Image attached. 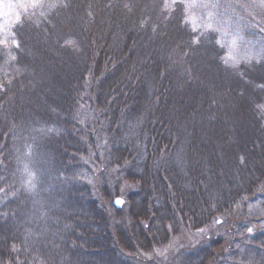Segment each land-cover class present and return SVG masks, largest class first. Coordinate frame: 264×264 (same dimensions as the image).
Instances as JSON below:
<instances>
[{
	"label": "trees",
	"instance_id": "obj_1",
	"mask_svg": "<svg viewBox=\"0 0 264 264\" xmlns=\"http://www.w3.org/2000/svg\"><path fill=\"white\" fill-rule=\"evenodd\" d=\"M70 1L12 28L18 47L0 41V264H138L217 218L231 240L208 238L178 264H264V231L239 222L264 205V58L225 63L238 1L209 0L229 15L195 31L184 5L142 0H89L92 23L68 26ZM253 1L230 24L242 40L264 33ZM120 7L118 29L96 25ZM81 107L100 122L84 124ZM101 159L138 186L126 216L111 209L119 190L93 184Z\"/></svg>",
	"mask_w": 264,
	"mask_h": 264
},
{
	"label": "rangeland",
	"instance_id": "obj_2",
	"mask_svg": "<svg viewBox=\"0 0 264 264\" xmlns=\"http://www.w3.org/2000/svg\"><path fill=\"white\" fill-rule=\"evenodd\" d=\"M61 0H36L35 5L32 3L27 4L26 10L24 8H19L16 6L15 0H4V5L0 7V25H3V28L0 29V41L4 42V45L7 46V48L11 46H16V44L13 43V41H16L17 43L20 41L21 35H24V30L18 29L21 34L19 36H15L12 34L11 29L16 28V25L20 23L21 21H24L25 19L33 21V19H36L37 17V12L45 6H55L57 2H60ZM134 1V0H133ZM146 5L149 7V11L152 12V6L157 7V5L160 3L163 9H159L160 11H167L168 8L165 7V4L167 3L169 6H174L176 3H180L181 5H184V9L186 12V16L191 17L194 21L195 24H192L193 27H201L202 25L209 28L208 25H213V24H221L220 22L226 21L227 17L226 16L228 13V8L227 5L225 7L224 13L221 11H213L211 7L207 8L202 5H206L209 3V0H195V3H192V0H142ZM239 5H238V11L234 10L233 7L230 6L231 9V14L228 17V28L229 30L226 32L224 31L223 34H226L224 36V39L227 41L229 38V46L227 50V63L229 64L230 67H235L241 65L243 60L246 59H260L264 58V33H257L256 35L249 36L247 37L248 39L242 40L241 37H236L237 35H244L243 31L241 30V27H239L240 24H238L237 27V32H234V28H231L230 25L231 22L236 18L238 19L239 16H241V10L242 11H248L250 10L251 6V0H237ZM74 8H70V11H75L76 16L73 15V19L71 20V12L67 10L61 11V21L62 24L66 25H74L76 26V23H80V25L86 24V23H92L90 21L91 16H87V18L84 15L86 14V9L87 5L90 2L89 0H71L70 1ZM253 2H259L261 8L258 9V12L261 13V16H264V0H254ZM8 3H12L13 7L10 9L7 7ZM139 0H137V5H138ZM71 4V5H72ZM215 4L217 8H219V2L218 0L215 1ZM121 7H124L121 5ZM120 7V8H121ZM92 9H94L92 7ZM123 9V8H121ZM97 12V10H94ZM121 13L118 15L115 13L113 16H110L109 14L102 12L99 14V19H95L94 21L96 22V25L98 27H104V29L112 28V29H118L120 27L121 23H124V17H126V10L123 9L119 10ZM48 12V11H47ZM19 13V21L16 19V14ZM226 13V15H225ZM240 14V15H239ZM70 15V16H69ZM67 16V18H65ZM234 17V18H231ZM248 16L257 19L260 17V15L257 12H253L248 14ZM220 17V18H218ZM77 19V21L75 20ZM92 19V18H91ZM75 20V21H73ZM35 24L36 21L34 22ZM222 25V24H221ZM264 28V26H261ZM111 30V29H109ZM236 37V38H235ZM234 38V39H233ZM113 36L108 35L107 37L102 40L103 43H105V46H111L115 45V39ZM235 41V43H233ZM55 47L56 44H53ZM263 53V54H262ZM80 54V52H79ZM81 58V55H80ZM83 59V58H82ZM79 119L84 121L89 124V126H92V123L97 124V121L100 122V119L98 118V114H93L91 110H88L87 107H81V112H79ZM97 120V121H96ZM96 121V122H95ZM96 137V136H95ZM99 139V137H96ZM101 138V137H100ZM100 140V139H99ZM28 164V162H27ZM25 165L22 166L21 172H22V177H25L24 182L26 184H30V181L32 180V177H29V174L32 175V172L29 170V166L32 167L31 165ZM35 165V164H34ZM33 165V169H34ZM27 167V168H26ZM94 169V178H93V184L95 186H103L107 185L111 190L115 189L119 190V195H116L112 199L111 204V209L116 210V206L114 205V200L115 199H121L122 206L119 210L122 211V213L126 216L127 211H128V201L127 198L131 193L136 194L138 186L133 184V183H127L126 181H123L120 177L119 174L116 171V168L108 165L106 161L101 159V161L96 165L93 166ZM34 172V171H33ZM259 193L264 194V187L259 190ZM251 213L249 212V216L246 219H240L239 222H245L247 224V227L244 228L245 231H250L251 234H254L259 231H264V205L260 207H253L251 209ZM126 223H129L128 219ZM231 221H228L226 219H216L213 220L212 223L202 229H199L197 231L189 230V229H182L180 230V234L177 236H174L171 238L170 241H168V244L155 249L153 252L149 254H142L140 256L141 262L138 264H178L179 262H176L175 259L177 258V255L179 253L184 252V254H189L190 252L193 253L192 251L195 250L194 248L200 247L201 245L197 246L200 244L202 241H205L208 238H213L216 240V238H231L230 237V225ZM245 226V224H244ZM241 227V225H240ZM243 229V230H244ZM235 232H238V235H240V230L236 227ZM229 237V238H228ZM262 240H264V236L262 235ZM231 239H229L230 241ZM186 252V253H185ZM141 254V253H140Z\"/></svg>",
	"mask_w": 264,
	"mask_h": 264
},
{
	"label": "snow or ice",
	"instance_id": "obj_3",
	"mask_svg": "<svg viewBox=\"0 0 264 264\" xmlns=\"http://www.w3.org/2000/svg\"><path fill=\"white\" fill-rule=\"evenodd\" d=\"M173 2H175V0H173ZM15 3H16L17 7L24 8L26 10L27 4L28 3H32L33 5H35L36 0H15ZM192 3L194 4L195 0H192ZM3 5H4V0H0V7H2ZM168 6L169 5L166 3L165 7H168ZM202 6H204V7H214L215 5L206 4V5H202ZM7 7L11 9L13 7V4L12 3H8ZM16 19H17V21H19V13L16 14ZM186 22H190L192 24H195V21L191 17H188L186 19ZM208 27L211 28L212 26L208 25ZM2 28H3V25H0V29H2ZM195 30H196L195 27H193V31H195ZM13 43L16 44L17 47L19 46L16 41H13ZM217 43H220V41H217ZM233 43H235V41H233ZM221 46H223V45L221 44ZM227 62L228 61L225 60V63H227ZM117 203L121 204L122 201H117Z\"/></svg>",
	"mask_w": 264,
	"mask_h": 264
},
{
	"label": "water",
	"instance_id": "obj_4",
	"mask_svg": "<svg viewBox=\"0 0 264 264\" xmlns=\"http://www.w3.org/2000/svg\"><path fill=\"white\" fill-rule=\"evenodd\" d=\"M117 201H121V199H115L114 200V205L116 206L117 209H120L121 206H122V203L121 204H118ZM122 202H123V200H122Z\"/></svg>",
	"mask_w": 264,
	"mask_h": 264
}]
</instances>
